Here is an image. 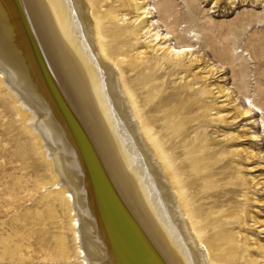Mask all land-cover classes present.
<instances>
[{
    "label": "bare ground",
    "instance_id": "bare-ground-1",
    "mask_svg": "<svg viewBox=\"0 0 264 264\" xmlns=\"http://www.w3.org/2000/svg\"><path fill=\"white\" fill-rule=\"evenodd\" d=\"M105 5L0 0V88L51 162L83 264H239L233 230L248 214L230 200L231 181L220 182L228 173L218 177L221 161L199 130L185 139L175 128L173 102L157 116L152 67L127 58L130 34ZM190 50L165 52L178 62ZM59 239L45 256L73 255Z\"/></svg>",
    "mask_w": 264,
    "mask_h": 264
},
{
    "label": "rangeland",
    "instance_id": "rangeland-1",
    "mask_svg": "<svg viewBox=\"0 0 264 264\" xmlns=\"http://www.w3.org/2000/svg\"><path fill=\"white\" fill-rule=\"evenodd\" d=\"M106 1L102 10L130 34L127 58L152 67L160 90L157 116L173 102L181 115L175 128L185 139L199 130L212 158L221 161L214 170L228 173L222 180L218 174L220 182L231 181L230 200L248 214L233 230L242 236L239 241L234 234L239 264H264V0ZM165 11L172 15L164 18ZM174 22L175 32L169 27ZM188 30L196 38L186 37ZM165 35L166 41L159 39ZM122 41L112 47L118 50ZM175 43L191 47L182 61L166 55ZM54 182L50 160L0 88V264H83ZM61 236L73 255L45 256Z\"/></svg>",
    "mask_w": 264,
    "mask_h": 264
}]
</instances>
